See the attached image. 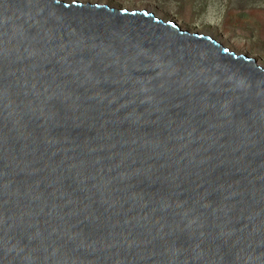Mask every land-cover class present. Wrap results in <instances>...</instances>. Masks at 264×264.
Returning <instances> with one entry per match:
<instances>
[{
    "label": "water",
    "instance_id": "1",
    "mask_svg": "<svg viewBox=\"0 0 264 264\" xmlns=\"http://www.w3.org/2000/svg\"><path fill=\"white\" fill-rule=\"evenodd\" d=\"M0 264H264V67L147 9L0 0Z\"/></svg>",
    "mask_w": 264,
    "mask_h": 264
},
{
    "label": "rangeland",
    "instance_id": "2",
    "mask_svg": "<svg viewBox=\"0 0 264 264\" xmlns=\"http://www.w3.org/2000/svg\"><path fill=\"white\" fill-rule=\"evenodd\" d=\"M76 1L105 3L129 10L147 9L164 20L181 18L185 22L183 26L179 23L183 29L210 36L223 47L255 57L264 67V0ZM235 45H240V48H235Z\"/></svg>",
    "mask_w": 264,
    "mask_h": 264
},
{
    "label": "bare ground",
    "instance_id": "3",
    "mask_svg": "<svg viewBox=\"0 0 264 264\" xmlns=\"http://www.w3.org/2000/svg\"><path fill=\"white\" fill-rule=\"evenodd\" d=\"M119 1H120V0H119ZM145 2H146V1H144V3H145ZM144 5H145V4H144ZM176 21L179 22V23H182V24H181L182 26L185 25V22H184L183 19H181V18H177ZM190 32H191V31H190ZM234 47L239 49V48H240V45H235ZM254 58H255V57H254ZM256 61H257V63H258L257 58H256ZM259 65H260V64H259Z\"/></svg>",
    "mask_w": 264,
    "mask_h": 264
}]
</instances>
